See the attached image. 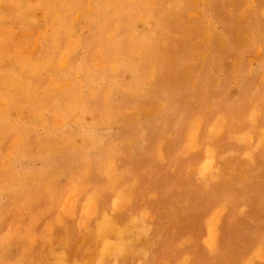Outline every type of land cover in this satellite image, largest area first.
<instances>
[{
	"label": "rangeland",
	"instance_id": "rangeland-1",
	"mask_svg": "<svg viewBox=\"0 0 264 264\" xmlns=\"http://www.w3.org/2000/svg\"><path fill=\"white\" fill-rule=\"evenodd\" d=\"M0 264H264V0H0Z\"/></svg>",
	"mask_w": 264,
	"mask_h": 264
}]
</instances>
